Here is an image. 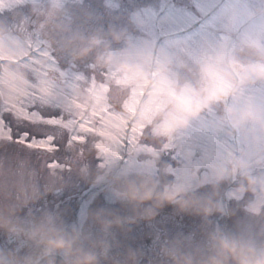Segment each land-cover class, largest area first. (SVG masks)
Here are the masks:
<instances>
[{
    "label": "rangeland",
    "instance_id": "obj_1",
    "mask_svg": "<svg viewBox=\"0 0 264 264\" xmlns=\"http://www.w3.org/2000/svg\"><path fill=\"white\" fill-rule=\"evenodd\" d=\"M262 1L176 0L175 6L168 7L158 17L146 11V18L138 22V35L137 32H129V27L124 24H112L107 26L106 38L98 42L95 40L97 28L93 30L89 25L84 31L85 37L80 40L81 51L76 58L77 65H71L67 60L73 57V53L69 52L73 44L68 45L66 36L71 27L63 31L58 42L59 54L54 53L52 57L48 52L36 55L45 46L43 42L34 41V45L28 40L4 34L0 28V97L3 98V101L0 99V105L5 103L4 100L12 102L15 99L17 106L21 107V101L13 94L16 89L25 99L47 95L53 100L46 104L49 108L59 106L68 110L69 106L65 102L78 105L73 119H68L63 124L65 130L76 129L79 132L82 127L90 128V124L98 123V130L109 140L101 149L107 154L112 167L115 166L116 169L117 164L123 160L117 171L119 177L142 166V163L137 162L135 151L145 152V148H134V144L128 140V134L135 129L142 131L143 125L149 123L151 133L157 141L156 146H162L168 156H176L182 161L181 167L175 171L179 180L176 185L177 193L185 196L179 204L181 210L193 194H190L191 191L200 185L207 190L208 200L212 204L206 200L192 199L194 210L203 202L215 205L218 195L225 191L230 209L234 211V217L239 218L240 224H247L253 217L264 223ZM32 2L0 0V13L5 20L6 10ZM49 4L62 17L76 13L71 3L51 0ZM112 4L108 3L109 6ZM97 13L96 11L95 14ZM88 15L90 13L86 16ZM159 20L169 42L155 54V43L150 40L153 38L152 28H157ZM9 21L15 22V16ZM184 30H188V35H191L175 41L180 31ZM158 35L161 36V33L158 32ZM67 52L69 53L66 54ZM236 62L239 65H235ZM59 63L61 68L57 66ZM174 68L185 76L194 74L195 83H187L184 88L174 89ZM148 84L149 89L139 106ZM122 99L125 103L123 106ZM145 101V109L141 112ZM28 103L31 100L24 105ZM126 110L128 112L124 113ZM20 117L17 124L26 119L25 122L33 131L40 133L48 130L40 125L37 112L27 113L23 109ZM54 123L58 124V121ZM0 135V141L4 144L2 147L8 151V132L0 130ZM72 135L75 138V133ZM35 147L48 145L37 142ZM150 155L154 157V151ZM6 156L9 160L7 166L0 161V165L3 164L0 166V198L14 205L33 207L35 203L41 206L45 204L47 195L33 194V191L42 187L39 182L41 179L46 181V192L56 184V162L39 169L33 163L19 162L20 154L16 157L14 154ZM47 160L51 161L53 158ZM78 161L82 162V159L78 157ZM152 166L151 160L144 166L149 193L152 191ZM15 172L20 175L15 181L26 192L14 190V187L10 188L12 191H1L5 185L10 187L8 179H13ZM109 180L106 181L107 186ZM249 182L250 192L246 194ZM75 189L78 188L74 187V190L69 191ZM14 191L17 195L11 197ZM63 197V194L55 197L59 200L58 206L62 207L63 216L51 218L40 215L43 226L48 221V225L56 227L50 230L75 231L79 237L81 232L84 234L88 229L93 231L97 228L98 232L105 230L106 227L95 223L96 215H91L85 203L81 199L77 200L76 195L65 200ZM108 197L114 199L112 189L109 190ZM12 198L15 199L11 201ZM155 200L158 207L151 216L147 215L141 220L143 223L140 229L135 228L137 232H150L158 236L160 232L169 231L179 224L178 216L183 212L162 205L158 202L159 198ZM29 215L31 214L26 213L28 217L21 220L25 223L29 220ZM200 221L203 219L200 218ZM255 229L256 226L242 229L241 233L245 237L241 238L243 242L247 238V249L245 245L238 248V256H233L231 264H264V241L255 242L256 248L251 249L253 244L250 241H254L251 231ZM109 230L119 231L114 228ZM244 232L251 234L246 236ZM35 234L36 232L32 233L34 237ZM35 241L29 240L28 244L24 242L26 245L17 250L16 253L21 255L20 264L30 260L27 254L30 249L33 250ZM23 255L27 257L23 258ZM13 260L11 253H1L0 250V264H9Z\"/></svg>",
    "mask_w": 264,
    "mask_h": 264
},
{
    "label": "trees",
    "instance_id": "obj_2",
    "mask_svg": "<svg viewBox=\"0 0 264 264\" xmlns=\"http://www.w3.org/2000/svg\"><path fill=\"white\" fill-rule=\"evenodd\" d=\"M90 1V2H89ZM99 2V7L100 9H102L105 13H106V19H105V24H99L97 25L98 22V16H94V17H89V18H82L80 19V17H75L74 21H73V27L71 28L70 31H67V39L69 41L68 45L71 46L72 44L77 45V49L78 51L74 52V50H72L73 47H71V51L74 53L77 57V55L79 56V52L81 50L80 46V38L79 35L82 32L78 33L77 32V26L81 25L83 23H88L84 26L83 30L85 31V28L88 27L89 25H91L93 27V30H96L97 27V31L96 34H99V37L96 36V42H98V40H103L105 39V34L108 31V26L112 25V24H122L125 23L127 21V19L129 21H131V23L133 22V15H135L134 13L140 9L143 8H147V9H152L155 12H159L161 9H159L161 6H163V4L165 3V0H159V7L156 4V1H151V3L146 2V1H142V0H132V1H128L125 0L124 3H117V0H106V3H100L103 0H96ZM93 2L94 0H83V4L84 7L86 9L91 10L92 6H93ZM43 3V2H41ZM108 3H113L112 5H108ZM155 6V7H154ZM41 8H43L42 4L40 5ZM157 7V8H156ZM14 13L10 12V10L6 11L5 16L6 17H11V15H13ZM3 14H0V22H2V25L6 24L7 22L3 21L4 17H2ZM63 21L65 22L64 24V28L63 30H61L60 32V37H62L63 31L66 30L67 28L70 27V25L68 24L67 18L66 17H62ZM49 21H46L43 25V31L42 29H40V32H44V40L49 43L50 41H53V34H49V32L53 31L50 30V28L52 26L49 25ZM93 24V25H92ZM107 24V25H106ZM95 25V26H94ZM15 28H17V30H25L24 27L20 24H15ZM73 31L75 32V34H71ZM94 33V32H93ZM92 33V34H93ZM55 39V37H54ZM76 49V50H77ZM74 59V58H73ZM36 107H40V104L38 102V100H35V105L34 107H32V109H36ZM63 112L59 111V110H55L52 112L53 116L58 115L59 117L63 116ZM15 121L13 119L7 118L5 117V127L6 128H10L12 130V134H21L23 131H28L29 129L26 127L25 123H22V125H16L14 123ZM90 131V130H89ZM81 131L80 133L78 132V135H80L82 137V139L85 141V149L88 147V145L94 143L95 141L98 140V138L96 137V139L94 138V132L93 131ZM56 141L54 143L56 149L59 152V155L61 156H56L54 157L53 161L56 162L55 165V169L58 171L57 173H59V182H57V186L61 183H63V181H61L60 179H64L67 180L69 177H74V174L71 170V165L74 166V159L69 152L66 151V149H69V147H71V145L67 142V141H61L62 139H65V135L60 133L56 138ZM71 155V156H68ZM66 158V159H64ZM170 158V157H169ZM76 163H77V158H75ZM177 157H174L173 159H167V164H172L175 166ZM83 165V164H82ZM100 166V163L99 165ZM97 166H93L91 167V163H88L87 168L85 165H83V168L86 170V178H87V189H89L91 187V185H94L98 179H99V174H102V171H100V169ZM80 168V166H78ZM164 167L160 165H157V171H156V180L158 182L161 181L163 175H164ZM95 171L96 173L93 175L92 172ZM169 187L172 186V182H169L168 185ZM249 187H247L248 189ZM138 193V196H135L134 201H135V206L138 205V213L137 215L139 217L142 216H146L149 214V197H143V198H139L141 196V191L139 189H135ZM68 191L67 189L63 188L61 186V188L57 189V196H61L64 192ZM102 191H98V193H101ZM156 196H159V193L156 192L155 193ZM169 200V197H168ZM189 210L185 211L183 214H187ZM218 219L216 220V222H218V224L220 225V228H222L225 224H226V220L224 217V214L222 212H219L217 215ZM194 218L198 219V223L196 225L195 228H188V225L185 224V227H182V230H184V233L181 234V236L177 238L178 241V245L181 247H186L187 249L184 251V254H182L181 252L179 254H174L172 252H160L158 254H152L149 255V264H170V261L172 259H175L177 261H184L185 264H195L196 263V252H193V248L196 246L195 242L202 241V246L206 251H200L198 252L200 254L201 257V264L203 263H215V261L218 259L219 260V264H228V258L226 255H224V250L222 251V253L220 255H215V251L218 250V246L214 243V241H212L209 237H208V229L206 224V221H200L201 216H194ZM205 220V219H203ZM136 221V220H133ZM112 223V220H111ZM109 229H113L114 225H109L108 224ZM150 241V240H149ZM160 242L163 243L162 244V248L165 249H169L172 248L174 245L173 243V239H168L167 237H164L163 239H160Z\"/></svg>",
    "mask_w": 264,
    "mask_h": 264
},
{
    "label": "snow or ice",
    "instance_id": "obj_3",
    "mask_svg": "<svg viewBox=\"0 0 264 264\" xmlns=\"http://www.w3.org/2000/svg\"><path fill=\"white\" fill-rule=\"evenodd\" d=\"M0 119H3V117H0ZM60 117L58 115L56 116H48V117H41V122L48 121L49 126L52 127H58L57 124L54 122L59 120ZM16 143H23L26 147L33 148L37 145V142L40 144H43L44 141H50L48 147L46 148H38L37 150L40 151H56V147L54 145L55 137H49L48 135H39L36 136L30 131H23L19 136L12 138ZM71 139V137H70ZM51 166V163L49 164Z\"/></svg>",
    "mask_w": 264,
    "mask_h": 264
},
{
    "label": "flooded vegetation",
    "instance_id": "obj_4",
    "mask_svg": "<svg viewBox=\"0 0 264 264\" xmlns=\"http://www.w3.org/2000/svg\"><path fill=\"white\" fill-rule=\"evenodd\" d=\"M29 219L31 220V219H34V218H29ZM28 228L29 229H33V228H36V226H34L32 224H29ZM24 235H25V233H24ZM36 239H37L38 245H41L43 243V239L42 238L37 237ZM39 250H43L42 253L44 255H46V254H51L52 255L51 258L46 260L48 262L45 263V264H72L71 256H67L65 258L63 257L64 254L67 255V254L72 252V249H70V248L57 249V248H52V247H48V246H43V247H40Z\"/></svg>",
    "mask_w": 264,
    "mask_h": 264
},
{
    "label": "clouds",
    "instance_id": "obj_5",
    "mask_svg": "<svg viewBox=\"0 0 264 264\" xmlns=\"http://www.w3.org/2000/svg\"><path fill=\"white\" fill-rule=\"evenodd\" d=\"M62 246H63L62 243L57 244V247H62Z\"/></svg>",
    "mask_w": 264,
    "mask_h": 264
}]
</instances>
